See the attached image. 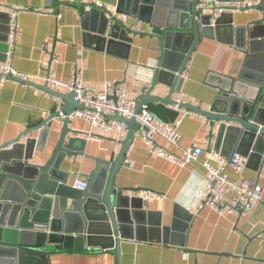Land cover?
I'll return each instance as SVG.
<instances>
[{
	"label": "crops",
	"instance_id": "crops-1",
	"mask_svg": "<svg viewBox=\"0 0 264 264\" xmlns=\"http://www.w3.org/2000/svg\"><path fill=\"white\" fill-rule=\"evenodd\" d=\"M259 2H202L201 7L211 4L226 8L224 13L230 16L224 18L213 38L200 36L181 76L183 84L177 88L164 76L157 79L164 62L163 45L151 34L150 24L140 20L150 18L154 10L152 6L140 3L135 17L115 15L132 28L131 46L128 51L108 52L104 46L84 38L80 18L84 11L94 9L95 3L102 4V10L115 12L118 0H0V41L7 38L2 30L4 23L9 22L6 9L19 12L15 49L5 58V51L0 47V63L8 60L12 69L27 76L30 82L23 84L11 78L3 80L0 89V147L18 139L23 143L27 137H33L36 144L31 149V159H28L31 167L51 162L48 170L55 177L66 176L67 184L73 187L77 180L88 182L97 168L96 160L113 162L126 140L116 133L89 131L85 121L73 120L68 125L66 137V142L71 140L69 150L64 149L53 156L61 139V121L54 119L45 133L37 129L55 113L58 105L52 94L41 90L45 87L52 90L46 82L48 73L68 82L73 69H82L86 87L96 93L103 92L107 84L115 80L125 85L128 100L137 101L142 93H149L165 100L171 97L172 102L179 99L183 106L198 111L183 107L173 110L171 104L156 101L144 105L164 123L177 121L183 111L192 112L194 115H187L180 123L177 149L167 146L160 138L157 143L175 154L190 146L199 147L202 154L197 163L178 167L149 154L142 133L136 125L133 126L125 159L114 180L116 188L126 189L120 203L130 213L129 223L120 229L118 256L113 249L97 250L86 246L83 250L64 249L62 244L47 242L44 250L49 264H264V139L248 144L240 137L230 135L217 143V131L212 128L210 120L200 114L210 111L225 95L252 101L264 90L239 77L243 68L257 73L259 59L244 67L247 51L241 45L248 47V30L261 20L262 14L256 9L241 7ZM129 6L125 2L123 9ZM236 6L240 10L232 11ZM191 30L179 29L177 32L184 36ZM260 32L264 41V28ZM191 40L185 36L178 43L171 42L176 50L169 53L166 65L179 67L182 63L179 56L187 45L192 44ZM176 88L179 92L175 91ZM58 93L67 92L61 86L56 90ZM60 100L64 106V100ZM9 149L3 150V165L6 160L15 163L12 155L6 154ZM235 152L246 157L242 177L262 187L261 199L248 214L232 211L219 215L209 207H201L199 202L206 181L201 164L209 155L227 158ZM17 153L18 157H23L21 150L18 149ZM18 163H24V160ZM226 173L229 180L238 179L231 170ZM0 189V197L7 198L0 210V246L12 247L2 241H12L13 234L6 233L14 230L9 226L10 222L19 225L17 216L12 217V209L14 205H21L18 201L24 190L15 180L9 186L5 181ZM146 191L155 192L162 198L142 200L140 194ZM226 197L230 199L233 195L227 194ZM132 212L136 213L131 218ZM87 224L98 230L95 222L88 221Z\"/></svg>",
	"mask_w": 264,
	"mask_h": 264
},
{
	"label": "water",
	"instance_id": "water-1",
	"mask_svg": "<svg viewBox=\"0 0 264 264\" xmlns=\"http://www.w3.org/2000/svg\"><path fill=\"white\" fill-rule=\"evenodd\" d=\"M205 1L207 0H118L115 12L95 7L84 11L80 21L84 28V38L101 47L104 46L108 52L121 49L128 51L131 46L132 28L127 27L115 15L125 14L135 17L136 8L140 3L152 6L154 10L150 18L140 20L150 24L151 34L158 38L163 45L164 62L160 67L157 79L161 80V77L164 76L168 79V83L171 82V85H177L178 88L183 84L181 76L200 36L213 38L214 33L219 32L224 18L229 19L230 16L225 13L219 16L215 15L217 8L214 6L210 10L201 7L202 2ZM216 1L217 3L223 2V0ZM125 2L130 4L127 9H123ZM248 9H256L262 14V18L253 23V27L248 30V47L241 45L242 49L247 51L244 67H247L255 59H259V63L256 74L243 68L239 77L264 88V41L260 36V31L264 28V0H260L258 4ZM237 10L240 9L238 7L232 9V11ZM6 23H4L6 28H2L3 36L7 35L9 31L8 23L7 25ZM179 29L192 30L183 36L177 32ZM185 36L192 39V44L182 50V55L179 56L182 61L181 65L179 67L166 65L167 56L176 50L171 42L178 43ZM0 42H3L0 43V47L6 50V40L3 38ZM256 49H259L260 52ZM177 88L175 91L179 92ZM41 90L64 100L65 105L62 106L61 111L65 115L79 108L72 93L56 94L48 87ZM139 97L136 101V111H139L146 103L153 101L172 104L171 97L165 100L149 93H142ZM182 107L185 110L190 109L198 113L197 110L187 105ZM200 114L208 118L212 123V128L217 131V143L222 137L226 136L227 139L230 135L232 138L240 137V140L246 141L248 144L264 139V90L252 101L238 98L236 95H225L216 102L210 111ZM57 116V113L51 114L37 129L45 133L51 122L58 119ZM117 119L124 122L129 129V135L122 144L121 152L113 162L96 160L97 168L90 175L87 188L81 191L68 185L66 176L55 177L52 171L48 170L51 162L32 167L28 164V159H31V149L36 144L33 137H27L23 143H20L21 141L18 139L0 147V188L5 181L9 186L11 181L15 180L24 190L21 200L18 201L21 205H14L12 209V217L16 218L17 216L19 225L10 222L9 226L14 230L11 229V232L6 231V233L13 234L12 241L10 243L2 241L12 247L0 246V264H49L47 252L44 250L47 242L62 244L64 249L83 250L85 246L97 250L113 249L115 256H118L120 229L129 223L128 215L130 213L125 210L127 207L120 203L124 199L123 192L126 189L116 188L114 180L125 159L129 139L132 135L131 131L136 123L134 118L127 121L121 118ZM44 126L47 128L44 129ZM67 133L68 120L65 119L62 122L61 139L53 156L62 153L64 149L69 150L71 140L66 142ZM8 148L10 149L6 154L12 155L11 158L15 160V163L5 158L4 161H6L3 165L1 164L3 150ZM18 149L22 151L23 157L17 156ZM21 160H24V163H18ZM24 197L25 201H22ZM6 200L7 198L0 197V210ZM6 209H8L7 206ZM135 213H131V218ZM88 221L95 222L98 230L92 228L94 225L88 226Z\"/></svg>",
	"mask_w": 264,
	"mask_h": 264
},
{
	"label": "built area",
	"instance_id": "built-area-1",
	"mask_svg": "<svg viewBox=\"0 0 264 264\" xmlns=\"http://www.w3.org/2000/svg\"><path fill=\"white\" fill-rule=\"evenodd\" d=\"M213 5L205 4L206 9H212ZM94 7L103 8L102 4L95 3ZM215 7V6H214ZM237 7V6H236ZM252 7L250 4L242 5V9ZM215 15L219 16L226 10L224 7H216ZM9 15L8 34L5 46V58L15 49V39L17 33V16L19 14L16 9H6ZM14 79L23 84L30 83L27 76L16 73L9 61L5 59L0 63V89L3 86V80ZM46 82L51 87V91L56 93L58 87L63 86L67 94H73L79 108L73 110L70 114L65 115L62 111L61 100L54 97L58 101L55 113L61 123L66 119L68 125L73 120H83L87 123L89 131H100L103 133H116L121 139H126L129 135L128 128L124 122L118 120H131L134 118L136 126L142 133V140L145 149L149 154H153L158 158H162L167 162H171L178 167H187L198 162L202 150L199 147L190 146L181 150L179 154H175L166 150L157 143V139H162L167 146L173 148L179 147L180 132L178 131L181 121L187 115H194L190 111H183L182 116L175 122L164 123L158 119L151 111L144 106L136 111V101L128 100L125 97L126 87L123 83L110 82L107 84L103 92H95L86 87L83 81L82 69H73L68 82L60 81L54 74L48 73ZM184 104L179 99H175L170 105L171 109L178 110ZM206 143L209 142L207 138ZM246 157L239 153H232L229 157H219L209 155L205 162L201 164L205 172V187L199 195L201 207H209L216 211L219 215L229 214L232 211H238L241 215L250 213L257 204H259L262 187L255 182L246 180L242 174L246 168ZM231 170L238 179L236 181L229 180L226 171ZM87 183L85 180H77L73 184V188L81 191L85 190ZM227 194L233 195L227 199ZM142 200L160 199L162 196L155 192H143L140 194Z\"/></svg>",
	"mask_w": 264,
	"mask_h": 264
}]
</instances>
